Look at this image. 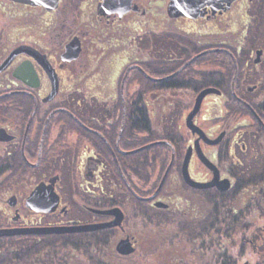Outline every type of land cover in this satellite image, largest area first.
Instances as JSON below:
<instances>
[{
  "label": "flooded vegetation",
  "instance_id": "af4514ba",
  "mask_svg": "<svg viewBox=\"0 0 264 264\" xmlns=\"http://www.w3.org/2000/svg\"><path fill=\"white\" fill-rule=\"evenodd\" d=\"M255 201L264 0H0V264H225Z\"/></svg>",
  "mask_w": 264,
  "mask_h": 264
},
{
  "label": "rangeland",
  "instance_id": "374dc122",
  "mask_svg": "<svg viewBox=\"0 0 264 264\" xmlns=\"http://www.w3.org/2000/svg\"><path fill=\"white\" fill-rule=\"evenodd\" d=\"M147 48V45L145 46ZM145 48V50H147ZM148 51H145L144 53H147ZM182 95V94H181ZM148 107H151V111L155 113V106L153 108V105H149ZM153 108V109H152ZM194 200V202H193ZM199 201L193 196H190V203L195 206V211H191L192 213H196L200 209V205L198 204ZM189 204V205H191ZM254 211H253V232L252 237L255 238L254 244H248V242L245 243V246H242L240 244V238L242 237V234L237 235L238 242L234 244L235 246L232 248H227V254L231 255L234 254L233 257L238 258V262L236 264H242L245 261H248L249 264H259V260H261V254L263 253L264 256V229L261 227L258 228V226H261L264 224V215L259 213V209L262 205L258 201L254 202ZM166 229H160L156 234V241H157V250H156V256L153 264H170V260L175 257V249L172 247H168V242L171 240V236L169 238L170 231L168 230L167 226L164 225ZM172 235V234H171ZM181 235V233H180ZM244 235V234H243ZM169 239V240H168ZM178 240V238H175ZM182 240V239H181ZM242 246V247H241ZM186 249H182V252H186ZM226 254V255H227ZM187 255V254H183Z\"/></svg>",
  "mask_w": 264,
  "mask_h": 264
},
{
  "label": "trees",
  "instance_id": "16d2710c",
  "mask_svg": "<svg viewBox=\"0 0 264 264\" xmlns=\"http://www.w3.org/2000/svg\"><path fill=\"white\" fill-rule=\"evenodd\" d=\"M134 107L131 106V109H130V112H134ZM139 111L141 113V119H140V124L138 125H133V121H132V124L130 126V128H136V129H139V130H142L143 132L144 131H147L149 129V121H148V117H147V110L145 108L144 105H141L140 108H139ZM127 129V128H126ZM222 227H225L224 224H226V222L224 221L225 219L223 218L222 219ZM232 234H234L233 232H230L228 230H225L224 228H222L221 230V233H220V240H221V244H222V263H225V264H230L231 263V255L227 254V248H232L231 247V243L232 241L234 240L232 238ZM205 235H208V233H206ZM253 241L255 242V238L253 239ZM227 254V255H226ZM259 264H264V256H263V253L261 254V260H259L258 262Z\"/></svg>",
  "mask_w": 264,
  "mask_h": 264
},
{
  "label": "water",
  "instance_id": "95a60500",
  "mask_svg": "<svg viewBox=\"0 0 264 264\" xmlns=\"http://www.w3.org/2000/svg\"><path fill=\"white\" fill-rule=\"evenodd\" d=\"M205 92H207V90L202 91V92L197 96V98H196V102H195V104H194V106H193V109L191 110L190 114L188 115V118L190 119V121H191L192 116H193V115L196 113V111L198 110V108H199V104H200V100H201V97H202L203 93H205ZM191 127H192V125H191ZM190 183H191L192 185H194V186H197V187L201 185V184H199V183H193V182H190ZM117 248H118L121 252H125V253H129L131 250H133L131 247H129L128 243H126L125 240L120 241V242L118 243ZM242 264H249V262H248V261H245V262H243Z\"/></svg>",
  "mask_w": 264,
  "mask_h": 264
}]
</instances>
